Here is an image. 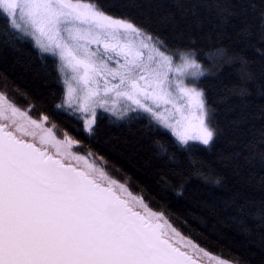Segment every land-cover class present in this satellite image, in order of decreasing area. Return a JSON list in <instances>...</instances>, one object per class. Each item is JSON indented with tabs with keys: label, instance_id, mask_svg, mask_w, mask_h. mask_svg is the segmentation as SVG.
<instances>
[{
	"label": "snow or ice",
	"instance_id": "1",
	"mask_svg": "<svg viewBox=\"0 0 264 264\" xmlns=\"http://www.w3.org/2000/svg\"><path fill=\"white\" fill-rule=\"evenodd\" d=\"M204 258L264 264V0H0V264Z\"/></svg>",
	"mask_w": 264,
	"mask_h": 264
},
{
	"label": "trees",
	"instance_id": "2",
	"mask_svg": "<svg viewBox=\"0 0 264 264\" xmlns=\"http://www.w3.org/2000/svg\"><path fill=\"white\" fill-rule=\"evenodd\" d=\"M204 51L198 54V59L200 60V62L202 64L205 65V67L209 68L210 70H212V66L214 64L220 63V61L216 58V54L212 51V46L210 45H204ZM207 53H211V58H209L206 54ZM204 83L206 85L209 86V103H212L213 100H215L216 98V87H215V80L213 79V77L209 76L207 79L204 80ZM219 111L218 117L217 119L219 120L221 126H227V122H228V118L224 116V113L222 111V107L221 105H217ZM210 155V154H208ZM237 239L239 240L240 238L237 237ZM221 247L220 245H217L216 247H214L212 250L216 251L217 248ZM224 254L225 256H230L232 253H239L241 251L240 248H238L235 245H224ZM230 248V251H229Z\"/></svg>",
	"mask_w": 264,
	"mask_h": 264
},
{
	"label": "rangeland",
	"instance_id": "3",
	"mask_svg": "<svg viewBox=\"0 0 264 264\" xmlns=\"http://www.w3.org/2000/svg\"><path fill=\"white\" fill-rule=\"evenodd\" d=\"M204 264H209V261L207 258H204Z\"/></svg>",
	"mask_w": 264,
	"mask_h": 264
}]
</instances>
